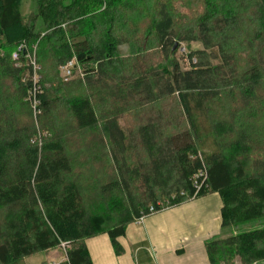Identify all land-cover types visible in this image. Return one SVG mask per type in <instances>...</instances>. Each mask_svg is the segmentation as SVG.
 Returning <instances> with one entry per match:
<instances>
[{"label":"trees","instance_id":"trees-1","mask_svg":"<svg viewBox=\"0 0 264 264\" xmlns=\"http://www.w3.org/2000/svg\"><path fill=\"white\" fill-rule=\"evenodd\" d=\"M35 1L0 0V264H93L89 238L121 254L130 223L213 192L226 232L264 218V0ZM206 248L263 263L264 226Z\"/></svg>","mask_w":264,"mask_h":264},{"label":"crops","instance_id":"crops-1","mask_svg":"<svg viewBox=\"0 0 264 264\" xmlns=\"http://www.w3.org/2000/svg\"><path fill=\"white\" fill-rule=\"evenodd\" d=\"M222 207L220 194L213 192L146 215L119 237L121 254H116L106 233L89 238L86 245L93 264H211L206 243L227 236ZM42 253L46 256L35 264L66 259L59 247ZM31 258L25 259L26 264Z\"/></svg>","mask_w":264,"mask_h":264},{"label":"rangeland","instance_id":"rangeland-1","mask_svg":"<svg viewBox=\"0 0 264 264\" xmlns=\"http://www.w3.org/2000/svg\"><path fill=\"white\" fill-rule=\"evenodd\" d=\"M181 2V1H180ZM176 6H177V9L184 13L185 15H187L188 17H192L196 12H198L193 6H192V2L187 4L185 6H183L182 4H180L179 2L176 3ZM36 11V1L35 0H22L21 2V6H20V12L23 16H26L28 17L32 12ZM41 27V20H38V22L36 23V29H39ZM98 30L94 32V35H93V38H96V36L98 35ZM183 46L185 44H182ZM186 47V46H184ZM190 48L192 49H200L202 48V45L200 43H191V45L189 46ZM121 52L123 54H127L128 52V47L125 45V46H121L120 48ZM176 56H180V51L176 54ZM159 58V57H158ZM154 59V62L157 63L159 62L161 59ZM217 62V61H216ZM60 71H61V68H60ZM82 70L77 67V69H75V72L73 74V76L70 78V79H73V78H76V77H82ZM60 76L62 77V72L60 73ZM133 117H132V114H125V119L122 120L123 124H126V123H132V120ZM91 167V166H90ZM90 167L88 168V170H85L89 173H91L92 175L93 174H96L94 173ZM90 175V174H89ZM83 185H85V183L87 184V181L88 182H91V180H87L86 179V176L84 177H81L80 178ZM261 226H264V218H261V219H257V220H254L252 222H249V223H246V224H243V225H239L238 227H231V230L230 232L227 231V235L229 233H236L237 231L239 230H250V229H255V228H260ZM46 255L44 253H38L34 256H32L33 258H31L30 261V264H33L34 262L36 261H39L42 257H45ZM35 264V263H34ZM221 264H224V262H222ZM227 264H241V260L238 256H236L234 259H231L230 261H227ZM259 264H264L263 263H259Z\"/></svg>","mask_w":264,"mask_h":264},{"label":"built area","instance_id":"built-area-1","mask_svg":"<svg viewBox=\"0 0 264 264\" xmlns=\"http://www.w3.org/2000/svg\"><path fill=\"white\" fill-rule=\"evenodd\" d=\"M24 47V44L21 43L19 46H18V50H15L13 52V58H17V52L18 51H21ZM34 64V63H33ZM76 60L73 59L71 61H69L66 65L62 66L61 67V72H62V77L65 81H68L74 74V68L76 67ZM152 213L155 212L153 209L151 211ZM145 216H142L140 217L137 221L140 222L142 221V219L144 218ZM62 249L64 250L65 249V246L64 244H62ZM50 264H56L55 262H52Z\"/></svg>","mask_w":264,"mask_h":264},{"label":"water","instance_id":"water-1","mask_svg":"<svg viewBox=\"0 0 264 264\" xmlns=\"http://www.w3.org/2000/svg\"><path fill=\"white\" fill-rule=\"evenodd\" d=\"M177 46V43H176V45H175V47Z\"/></svg>","mask_w":264,"mask_h":264}]
</instances>
